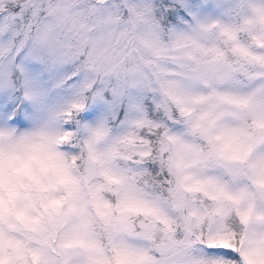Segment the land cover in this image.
Instances as JSON below:
<instances>
[{
    "label": "clouds",
    "instance_id": "obj_1",
    "mask_svg": "<svg viewBox=\"0 0 264 264\" xmlns=\"http://www.w3.org/2000/svg\"><path fill=\"white\" fill-rule=\"evenodd\" d=\"M35 3L0 32V264H264V0Z\"/></svg>",
    "mask_w": 264,
    "mask_h": 264
},
{
    "label": "snow or ice",
    "instance_id": "obj_2",
    "mask_svg": "<svg viewBox=\"0 0 264 264\" xmlns=\"http://www.w3.org/2000/svg\"><path fill=\"white\" fill-rule=\"evenodd\" d=\"M30 7L35 9V11L33 12V15L35 16L39 11L35 3V0H19L17 7L7 14H5L2 10H0V32L9 30L17 19L23 18L24 13ZM30 27L31 26H29V28ZM48 41L49 38L47 34H42L41 36L38 37V43H48ZM209 251L222 252V250L219 249H210ZM223 254L225 256L231 255V253H227V252H224ZM216 264H220V262H216Z\"/></svg>",
    "mask_w": 264,
    "mask_h": 264
}]
</instances>
